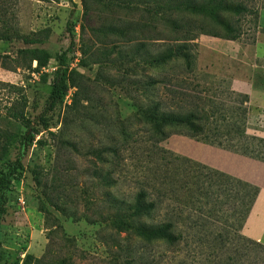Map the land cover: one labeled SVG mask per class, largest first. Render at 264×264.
I'll list each match as a JSON object with an SVG mask.
<instances>
[{
	"label": "rangeland",
	"instance_id": "rangeland-1",
	"mask_svg": "<svg viewBox=\"0 0 264 264\" xmlns=\"http://www.w3.org/2000/svg\"><path fill=\"white\" fill-rule=\"evenodd\" d=\"M246 1L249 10L232 16L240 32L234 40L244 44L256 38L258 17L264 10V0ZM115 3V0H0V19L7 20L12 29L27 39H33L32 42L15 37L0 39V81L6 83H0V127L19 135L24 132V127L5 117L6 107L21 95L26 97L24 112L30 119L41 112L63 51L70 76H75L72 71H78L90 79L87 83L91 99L89 103L82 101L72 106L76 88L69 87L48 113V128L38 125L31 142L22 148L18 141L9 148L7 159L20 158L22 167L6 194L5 213L0 221V264H22L26 254L43 257L40 264H253L252 250L240 259L234 256L231 261L225 260L230 253L226 248L233 249L234 241L226 243L224 249L217 248V234L234 230L231 218L226 222L225 214L217 211L218 204L212 209L202 205L199 210L183 211L176 203L171 204L170 208L183 218L176 231L184 233L172 246L131 232H118L110 224L114 210L111 199L123 202L131 199L141 185L139 179L149 159L150 143L132 105L143 98L134 99V95H140L139 90L124 83L123 33L106 35V27L115 23L123 29L124 20L139 21L149 30L137 33L136 37L170 38L184 34L185 31L179 32L174 27L181 22L190 28L189 34L196 35L191 50L195 54V71L230 79L234 68L231 63L219 68L216 57L202 51V45L222 37L198 33L188 26L194 20L192 16L181 18L171 14L154 19L140 8L128 10ZM228 15L221 12L224 19ZM70 38L75 41L73 46H69ZM147 41L151 48L161 43V40ZM22 48L43 50L47 64L38 71L32 70L35 61L31 68H14L18 50ZM90 57L100 59L101 71L114 79L112 85L97 80L99 66L91 63ZM111 60L115 66L104 64ZM2 63L12 68L7 69ZM180 71L172 64L161 69L140 64L134 77L161 74L181 77ZM183 74L189 83L196 84L194 74ZM155 95L154 90L149 93L151 98ZM124 125L135 131L128 143H124ZM247 132L263 134L264 121L251 118ZM172 135L160 145L186 156L167 146ZM107 175L113 179L112 184L103 178ZM158 215L144 220L154 222Z\"/></svg>",
	"mask_w": 264,
	"mask_h": 264
},
{
	"label": "trees",
	"instance_id": "trees-1",
	"mask_svg": "<svg viewBox=\"0 0 264 264\" xmlns=\"http://www.w3.org/2000/svg\"><path fill=\"white\" fill-rule=\"evenodd\" d=\"M115 1L116 6L124 9L140 8V11L143 10L154 19L171 14L181 18L192 16L194 20L189 21L188 26L197 29L198 33L231 40L239 37L240 33L232 16L249 10L246 0ZM139 4L142 7H138ZM221 12L229 14V18H222ZM147 27L139 21L124 20L123 29H119L115 23L109 24L105 29L106 35L123 33L124 83L136 86L139 90L140 95H134V99L136 96L143 98L136 99L132 105L137 113L138 122L145 126L148 133L146 140L150 143L149 150L147 149L149 159L139 179L141 185L131 199H124V202L116 198L111 199L110 203L114 210L109 218L110 224L118 232H131L145 239L158 240L172 246L182 239L184 233L176 231L179 221L183 218L178 211L174 212L170 208L171 204L179 205L180 211L185 208L199 210L202 205L212 209L218 204L217 211L225 214L226 222L231 218L234 226L233 231L224 230L215 238L219 243L217 248L220 250L225 248L226 243L234 241L233 249L226 248L230 253L224 257L225 260L231 261L234 256L240 259L252 250L253 264H262L264 246L240 232L258 194V187L160 145L170 135L180 134L264 161V138L250 135L246 131L249 114L248 95L233 90L230 79L194 70L195 54L191 50L196 35L189 34L190 28L184 23L174 25L179 32L185 31L181 37L161 38L150 35L136 37L137 33L148 32ZM11 37L24 42L33 40L12 29L7 20L0 19V39L8 40ZM149 39L161 40V43L151 48L147 41ZM74 43V39L70 38L69 46H73ZM17 55L14 68L18 66L31 68L35 61L36 66L32 70L38 71L47 64L46 54L38 48H22L18 50ZM65 56V51L59 55V67L54 71L50 92L41 112L35 118L30 119L25 114L26 97L23 95L6 107L5 117L24 127V132L19 135L7 127H0V221L5 213V199L11 181L22 167L20 158L13 161L7 159L12 144L19 141L23 148L34 139L38 125L48 128V113L56 107L69 87L76 88L72 106L75 107L82 101L89 103L91 100L90 87L87 83L90 79L78 71H72L75 76L71 77L65 67ZM89 59L91 63H98L97 80L112 85L114 79L106 77L101 71L100 59L96 57ZM83 64H87V61H83ZM104 64L115 66L114 60ZM140 64L160 69L172 64L180 68L181 77L161 74L156 77L145 75L136 79L134 77L136 67ZM1 66L12 68L3 63ZM186 72L194 74L197 80L195 85L188 82L183 74ZM0 83L6 84L2 81ZM152 90L156 93L154 98L149 97ZM134 133L135 131L130 130L128 125H124V143L132 141ZM98 154V157L102 158V155ZM103 178L107 179L109 184L113 183V179H109L108 175ZM87 200L91 202L90 199ZM155 213H159L158 220L154 222L144 220ZM42 259L43 257L36 258L26 254L22 264H40Z\"/></svg>",
	"mask_w": 264,
	"mask_h": 264
},
{
	"label": "crops",
	"instance_id": "crops-1",
	"mask_svg": "<svg viewBox=\"0 0 264 264\" xmlns=\"http://www.w3.org/2000/svg\"><path fill=\"white\" fill-rule=\"evenodd\" d=\"M258 24L256 38L251 43L218 38L202 45L203 52L216 57L219 68L225 63L234 65L231 88L248 95L247 122L258 117L264 121V10L259 14ZM253 135L264 138V133ZM171 138L167 144L169 148L258 187V194L240 232L264 246V161L182 135H172Z\"/></svg>",
	"mask_w": 264,
	"mask_h": 264
}]
</instances>
